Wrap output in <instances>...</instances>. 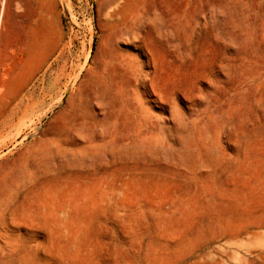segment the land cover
Here are the masks:
<instances>
[{
    "label": "rangeland",
    "instance_id": "obj_1",
    "mask_svg": "<svg viewBox=\"0 0 264 264\" xmlns=\"http://www.w3.org/2000/svg\"><path fill=\"white\" fill-rule=\"evenodd\" d=\"M55 4L30 82L0 30V264H264V0Z\"/></svg>",
    "mask_w": 264,
    "mask_h": 264
},
{
    "label": "crops",
    "instance_id": "obj_2",
    "mask_svg": "<svg viewBox=\"0 0 264 264\" xmlns=\"http://www.w3.org/2000/svg\"><path fill=\"white\" fill-rule=\"evenodd\" d=\"M38 8L36 18L16 19L12 23L5 20L4 25H0L2 35L4 33L6 36L8 32L17 35L8 47L5 60L9 61L8 65L11 66H15L11 64L14 60H20V69L12 73L22 75L27 82L56 58L63 42L55 0H47V3L39 5Z\"/></svg>",
    "mask_w": 264,
    "mask_h": 264
},
{
    "label": "bare ground",
    "instance_id": "obj_3",
    "mask_svg": "<svg viewBox=\"0 0 264 264\" xmlns=\"http://www.w3.org/2000/svg\"><path fill=\"white\" fill-rule=\"evenodd\" d=\"M2 2L4 3V2H5V0H2ZM95 77H96V76H95ZM15 123H16V121H15ZM246 256H247V255H246ZM257 256H258V255H257ZM252 258H253V257H252ZM252 258H251V259H252Z\"/></svg>",
    "mask_w": 264,
    "mask_h": 264
}]
</instances>
